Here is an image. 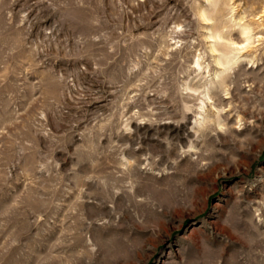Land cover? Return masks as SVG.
Segmentation results:
<instances>
[{
  "label": "rangeland",
  "instance_id": "374dc122",
  "mask_svg": "<svg viewBox=\"0 0 264 264\" xmlns=\"http://www.w3.org/2000/svg\"><path fill=\"white\" fill-rule=\"evenodd\" d=\"M0 264H264V0H0Z\"/></svg>",
  "mask_w": 264,
  "mask_h": 264
},
{
  "label": "bare ground",
  "instance_id": "6f19581e",
  "mask_svg": "<svg viewBox=\"0 0 264 264\" xmlns=\"http://www.w3.org/2000/svg\"><path fill=\"white\" fill-rule=\"evenodd\" d=\"M207 96V95H206ZM209 98V97H208Z\"/></svg>",
  "mask_w": 264,
  "mask_h": 264
}]
</instances>
